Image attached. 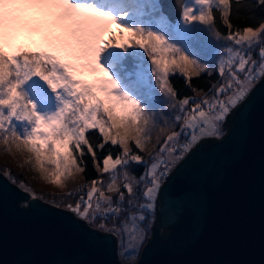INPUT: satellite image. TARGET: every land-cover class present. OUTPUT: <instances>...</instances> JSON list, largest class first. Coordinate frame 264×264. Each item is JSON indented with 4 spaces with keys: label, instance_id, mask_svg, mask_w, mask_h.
<instances>
[{
    "label": "snow or ice",
    "instance_id": "1",
    "mask_svg": "<svg viewBox=\"0 0 264 264\" xmlns=\"http://www.w3.org/2000/svg\"><path fill=\"white\" fill-rule=\"evenodd\" d=\"M153 2L119 0L115 6L126 10L117 16L89 0H0V144L9 153L13 148L30 153L26 162L34 158L33 167L41 178L58 186L87 170L86 146L99 178L49 202L59 206L77 197L75 204L67 203V210L89 224L99 220V230L118 235L123 246L132 250H138L146 239L145 211L154 209L165 178L204 140L221 139L229 116L264 81V23L255 29L246 26L233 31L232 0H193L192 4L177 0L184 24L198 22L215 39L226 42L216 60L218 82L198 98L178 99L170 86V75L182 74L190 86L192 77L211 75V69L163 34L120 22L130 12L148 11L147 5ZM257 2L264 4V0ZM214 9L222 13L229 28L227 35L216 29ZM109 48L123 52L136 48L147 56L149 83L172 113L169 117L160 109L162 126L151 105L122 87L100 62ZM32 77H39L56 94L59 103L54 112H38L36 103L22 90ZM123 78L143 86L139 69H124ZM158 126L162 134L173 130L167 132L158 151L149 152L146 161L138 152L146 149ZM94 131L102 137L98 149L109 143L122 149L115 158L108 152L102 168L91 143L93 137L86 135ZM129 142L137 153L132 152ZM133 164L145 166L139 177L130 171ZM4 176L17 183L10 170L6 169ZM19 186L34 199H45L23 180ZM123 213L127 215L122 218ZM110 217L113 223L108 227Z\"/></svg>",
    "mask_w": 264,
    "mask_h": 264
},
{
    "label": "water",
    "instance_id": "2",
    "mask_svg": "<svg viewBox=\"0 0 264 264\" xmlns=\"http://www.w3.org/2000/svg\"><path fill=\"white\" fill-rule=\"evenodd\" d=\"M157 4L176 26L177 0ZM150 231L137 259L124 263L114 234L0 172V264H264V81L221 139L204 140L165 178Z\"/></svg>",
    "mask_w": 264,
    "mask_h": 264
},
{
    "label": "trees",
    "instance_id": "3",
    "mask_svg": "<svg viewBox=\"0 0 264 264\" xmlns=\"http://www.w3.org/2000/svg\"><path fill=\"white\" fill-rule=\"evenodd\" d=\"M104 1V0H102ZM113 1V0H112ZM213 15L215 18V27L217 31H219L223 35H227L229 32V28L224 25L223 19H222V13L219 10L214 9ZM144 18H149V27L148 29H153L155 27L153 19L155 17H162L166 21L167 19L165 16L161 13L159 6L157 4V0H155V8L152 10L146 11L142 15ZM181 19V16H180ZM230 23L232 25V30L240 29L242 30L246 26L256 27L259 26L261 23H264V4H258L257 0H240V3L237 4L236 0H232L231 2V8H230ZM166 24L170 23L167 21ZM159 27L156 28L158 31ZM163 35L168 39L174 38L175 36L172 34V32L166 31V29H161ZM187 34V42L184 43L181 39H176L173 42H170L174 45L179 46L187 55H189L191 58L200 60L202 63H204V57L197 55V50L201 46V44H198L199 38L203 37L204 34V25L193 22L189 24ZM224 46H226V43H224ZM113 51H111L110 56H104L103 59L100 61L106 68H109L113 73H115L116 78L121 82V85L124 88H127L132 94L136 95L138 99L141 100L142 103L151 105V108L155 111V118L157 119L159 125H163V121L160 120V109L163 108V112L167 116H171L172 113L169 111L167 107H164V105L167 103L164 100V97L154 88V86L149 83L150 75L148 74L147 78H143V86L137 87L136 85L130 83L129 80L123 78V70H135L139 69L140 75L142 76L145 71H147L146 65L150 64L148 61L147 56L143 53L145 58L138 57L139 55L134 52L133 49H128L127 52H123L122 56L119 58L114 59L112 57ZM171 59V57H169ZM209 65V64H208ZM211 69V75L208 73H203L199 77H192L190 80V86L188 83H186V78L182 74H175L170 75L169 77V83L170 86L173 87V90L178 93V99L183 98L185 96H193L196 95L197 98L199 96L204 95L209 87L211 85H214L218 82L219 76L217 74L216 65H209ZM148 72V71H147ZM193 89H195V92H193ZM22 90L27 93L26 89L22 86ZM147 90V91H146ZM28 94V93H27ZM159 104V105H157ZM178 127V125H177ZM171 128L167 129L166 133H161L159 130V126L152 132L151 140L147 144V147L144 151H139L135 148L134 144L132 142H129V147L131 148L133 153L140 154L144 160H149V152L155 153L159 150L160 144L163 143L165 135L167 132H170ZM86 135H90L93 138L91 139V143L93 144V148L97 153V156L100 158V166L102 168V159L104 156L108 154V152H111L113 155V158L117 154H120L122 152V149L120 146H111L110 143L105 146L103 150H100L96 147L97 143L102 140V137H99L98 131H94L92 133H86ZM157 137H159V144L157 143ZM85 159L87 161V170L84 173L77 174L74 176V178L69 179L66 181V187L63 190H54L50 188L48 185V182H45L42 178L39 172H37L33 165L35 163L34 158L31 161L32 165H29V163L26 162V160H29L30 153L28 152H17L15 148H13L12 152L9 153L4 150V146L0 144V172L4 175L5 170H10L13 177L16 178L17 183L16 186H19V181L23 180L24 183L33 189V191L39 196L44 195L45 199H42L43 201H46L50 203L49 201L58 199L59 197L64 196L65 193H67L70 189H75L77 186L82 184H90L91 180L93 178H99L100 173L95 169L91 155L87 154L86 152V146H85ZM18 154L23 155L24 157H17ZM32 166V168H31ZM34 170V174L32 171ZM130 171L134 173L137 177H139L144 171L145 166L143 164H133L130 167ZM6 177V176H5ZM7 178V177H6ZM103 179L105 181L108 180L107 174L103 176ZM10 180V179H8ZM11 181V180H10ZM21 189V188H20ZM23 190V189H22ZM77 197H72L68 200H65L63 204H60L58 207L64 208L67 210V203L75 204ZM142 200V199H141ZM141 202V201H140ZM52 205L57 206L56 204L50 203ZM127 213L122 214V218L126 216ZM146 220L144 221V226L146 227L147 236H150V225L152 222L151 219H149V215L145 212ZM149 221V224L147 225V222ZM100 222L97 220L95 224H89L86 222V224L91 228H96L97 223ZM113 219L110 217L107 221V224L112 226ZM161 232V230H158V233ZM109 233V232H105ZM116 238V244H117V254L119 259L124 263H132L131 258L126 253H121V246H122V240L118 238V235H115ZM146 239L144 240L142 246L145 244ZM142 246L139 248V252L142 248ZM139 252L135 258L137 259ZM135 259V260H136Z\"/></svg>",
    "mask_w": 264,
    "mask_h": 264
},
{
    "label": "rangeland",
    "instance_id": "4",
    "mask_svg": "<svg viewBox=\"0 0 264 264\" xmlns=\"http://www.w3.org/2000/svg\"><path fill=\"white\" fill-rule=\"evenodd\" d=\"M89 2L94 3L98 8H101L102 10L112 11L113 14L117 15V16L119 15L120 11L126 10L124 8H120V7L115 6L118 4L119 0H113V1L112 0H106L104 3H102V2L99 3L97 0H89ZM183 3L192 4L193 0H184ZM147 8H148V10L154 9L155 8V0L153 3L148 4ZM144 13L145 12L137 14L135 12H130L128 18L121 20L120 22L123 24L129 25V26L142 25L143 27L148 29L150 20H149V18L143 19L142 15ZM153 21H154L155 27L151 30H154L156 32L163 34L161 29L165 28L166 31L172 32V34L175 37L170 38L169 42H173L176 39H181L184 41V43L187 42L186 32L188 31L189 24H184L182 22V11H181V19L179 20V23L176 26H173L171 24L170 25L166 24L167 21L162 17H155L153 19ZM157 27H159L158 31L156 30ZM257 27L258 26L253 27V28L255 29ZM113 31H116V30L113 29ZM224 43H226V42L223 39H220V40L215 39L213 37V35L210 33V30L206 26H204L203 37L199 38V41H198V44H201V46L197 50V55L204 57V63H207L209 65H216V60L218 59L219 55L221 54L220 50L223 47H225ZM131 49H133L134 52L139 55L138 57L143 58V59L145 58L142 50H139L136 48H131ZM111 51H113L112 57L114 59L121 57L123 54V51H121L119 49L109 48L102 54L101 60L103 59L104 56H110ZM146 68H147L148 72L145 71L143 73V75H142L143 78H147L148 74L151 73V65L150 64L146 65ZM109 71L112 72L110 69H109ZM112 74L116 77L115 73L112 72ZM23 87L26 89L29 98L32 99L36 103L38 112L45 114V113L54 112L57 109L59 102L56 98V94L53 93L48 88L47 84L44 81L40 80L39 77H32L29 81H27L23 85ZM126 90H128V89L126 88ZM17 157H24V156L18 154ZM29 165H32V164L29 163ZM31 168H32V166H31ZM32 173L33 174L35 173L34 170L32 171ZM66 184L67 183L65 181L62 183V186L54 185L51 183H49L48 186L54 190L56 189V190L61 191V190L65 189ZM141 202H144V201L141 200ZM21 204L23 205L25 203L21 202ZM145 212L149 215V219H151V221H152L154 218V209H152L151 211H145ZM99 223L100 222H98L97 225ZM150 223H152V222H150ZM148 224H149V221L147 222V225ZM108 227H111V226L108 225ZM95 229H98V228L96 227ZM99 231H102V230H99ZM102 232H104V231H102ZM123 245H124V242L122 241L121 253H126L129 256V258H131L132 261L133 260L135 261V259H136L135 256H137L139 249L138 250L126 249Z\"/></svg>",
    "mask_w": 264,
    "mask_h": 264
}]
</instances>
